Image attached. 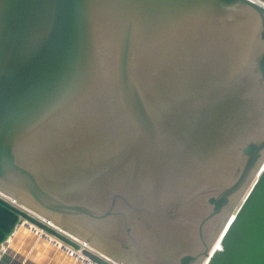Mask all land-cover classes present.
Listing matches in <instances>:
<instances>
[{
  "label": "water",
  "instance_id": "water-1",
  "mask_svg": "<svg viewBox=\"0 0 264 264\" xmlns=\"http://www.w3.org/2000/svg\"><path fill=\"white\" fill-rule=\"evenodd\" d=\"M0 193V264H264V0H0Z\"/></svg>",
  "mask_w": 264,
  "mask_h": 264
},
{
  "label": "bare ground",
  "instance_id": "bare-ground-1",
  "mask_svg": "<svg viewBox=\"0 0 264 264\" xmlns=\"http://www.w3.org/2000/svg\"><path fill=\"white\" fill-rule=\"evenodd\" d=\"M234 215H235V212L232 214L231 219L234 217ZM29 229H30V230H34L31 226H29ZM34 231L37 232L40 236H42V237L44 236V234H43L42 232H40V231H38V230H36V229H35ZM224 231H225V230H224ZM222 234H223V233L219 234L218 237L216 238V240H215V242L213 243L212 248H211V250H210V254H211L212 252H216V251H218V250L221 249V239H222ZM44 237H45V236H44ZM48 240H49L50 242H53L54 244H56L59 248H63V249L68 250L67 247H65L64 245L58 243V242H57L56 240H54L53 238L48 237ZM69 250H70V249H69Z\"/></svg>",
  "mask_w": 264,
  "mask_h": 264
},
{
  "label": "rangeland",
  "instance_id": "rangeland-1",
  "mask_svg": "<svg viewBox=\"0 0 264 264\" xmlns=\"http://www.w3.org/2000/svg\"><path fill=\"white\" fill-rule=\"evenodd\" d=\"M0 195H1V196H4L5 199L8 200V201H10V202L12 201V199L6 197L5 195H3V194H1V193H0ZM13 203L17 205L16 201H14ZM50 224H51V223H50ZM56 228H57V227H56ZM56 230H59V231L61 232V230H60L59 228H57ZM62 233H63V232H62ZM64 234H65V233H64ZM66 236H67V235H66ZM67 237H69V236H67ZM54 240H55V239H54ZM76 242H77L81 247H83V248H85V249H87V250H89V251H91V252H93V253H96V250L89 248V246H88L87 244H84L83 242H81V241H79V240H76ZM58 243H59V242H58ZM60 244H61V243H60ZM77 254L80 256L79 253H77Z\"/></svg>",
  "mask_w": 264,
  "mask_h": 264
}]
</instances>
